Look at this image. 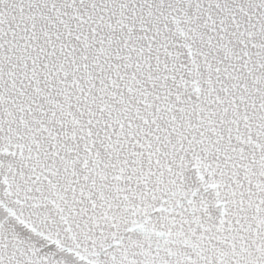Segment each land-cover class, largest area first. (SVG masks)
I'll use <instances>...</instances> for the list:
<instances>
[{"label": "snow or ice", "instance_id": "6c2138e0", "mask_svg": "<svg viewBox=\"0 0 264 264\" xmlns=\"http://www.w3.org/2000/svg\"><path fill=\"white\" fill-rule=\"evenodd\" d=\"M0 264H264V0H0Z\"/></svg>", "mask_w": 264, "mask_h": 264}]
</instances>
